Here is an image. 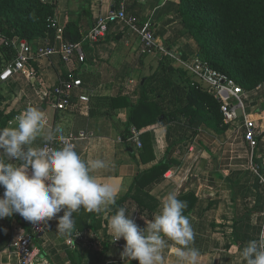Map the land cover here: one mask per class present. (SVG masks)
Returning <instances> with one entry per match:
<instances>
[{"label":"crops","instance_id":"0c3cea01","mask_svg":"<svg viewBox=\"0 0 264 264\" xmlns=\"http://www.w3.org/2000/svg\"><path fill=\"white\" fill-rule=\"evenodd\" d=\"M113 5V0H55L54 17L62 29L68 22H72L84 33L90 28L87 27L84 9L89 10L95 21L97 16L105 15ZM177 8L178 0L127 2L129 12H134L143 21H150L159 45L166 46L177 55L178 59L171 60L172 64L185 70L189 80L207 91V84L187 68V64L202 61L195 40L190 34L181 33L183 23ZM62 41V35L56 29L53 33L47 32L40 39H35V43L46 42L55 46H59ZM83 49L86 54L83 64L76 61L73 64L63 63L60 55L54 53L49 57L30 60L22 72L9 79L7 83L14 86L15 98L6 107H1V110L19 112L7 127L17 126V117L29 105H33L42 106L46 117V127L34 141L33 147H38L48 131L58 124L64 127V134L84 129L91 131L93 138L89 142H79L75 151L82 160L104 161L106 167L94 171L92 175L98 183L109 184L119 190L116 202L131 191L137 176H142L166 156L171 166L162 178L151 181L145 188L159 201L153 216L160 210L163 198L169 193L177 197L193 193L196 200L185 216L189 218L195 233L194 241L189 246L199 250L198 264H245L240 256L241 250L234 243V236L248 243L258 239L264 230V184L257 179V172L264 173V132L259 134L257 146L251 153L244 138L241 117L229 123L223 121L228 127L217 133L205 126L202 117L198 115L191 125L186 122V117L180 122L173 120L168 124L147 122L140 128L130 125L129 128L139 131L142 145L138 147L135 141L124 138L129 104L124 102L112 107L110 99L125 95L127 100L135 102L139 86L157 70L161 53L154 49L140 54L138 35L122 23L110 25L104 40L84 44ZM68 69H75L74 72L89 86L85 90L90 99L87 111L77 106L61 112L42 100L44 92ZM158 78H154V83L160 80ZM161 93L160 97L156 95L159 99L164 91ZM149 98L153 101L156 99L151 93ZM243 100L244 114L258 128L263 129V87L261 90L254 88L246 91ZM160 101L166 107L165 102ZM154 116L153 111L147 118L152 120ZM143 122H146L145 119H142ZM143 134L144 141L141 138ZM3 193L4 188L0 187V196ZM107 209L99 212L81 209L74 212L75 229L70 236L58 233L56 217L47 220L52 226L42 236L35 238L29 264H74L70 256L73 253L79 254L83 262H90L99 255L96 264H117L119 261L122 263L118 264H129V261L121 260L120 252L111 245L108 220L114 214H108ZM62 215L63 212L57 214ZM92 216L101 219L96 229L88 226ZM141 217L136 211L131 216L138 227L145 228V219ZM19 221L16 214L0 219V264H19L17 254L10 247L13 236L21 233L22 221ZM21 225L24 228V224ZM78 234L87 235L94 247L89 250L69 248L67 240H73ZM96 238L110 242L109 248L100 254ZM164 239L163 264H178L172 252L174 242L166 237ZM134 264H138V261Z\"/></svg>","mask_w":264,"mask_h":264},{"label":"trees","instance_id":"16d2710c","mask_svg":"<svg viewBox=\"0 0 264 264\" xmlns=\"http://www.w3.org/2000/svg\"><path fill=\"white\" fill-rule=\"evenodd\" d=\"M115 2L113 0V4ZM83 12L88 20L87 27H91L94 21L89 10L84 9ZM54 13L55 0H0V29L8 37L17 36L27 41L40 39L47 32L53 33L54 28L50 27L49 19L54 17ZM177 13L183 23L181 33H188L195 40L205 65L232 79L245 92L257 85H262L264 90V0H178ZM81 35L78 25L72 22H68L62 29L64 42H77ZM9 59V53L0 44V70ZM156 77L160 80L156 79L158 81L154 83ZM163 91V99H159ZM149 93L156 97L155 101L149 98ZM166 96L169 100L165 101ZM127 99L125 95L110 99L112 107L124 102L129 104L128 126L124 135L126 139L131 136L130 125L140 128L147 122L168 124L173 120L180 122L184 117L191 125L198 115L202 117L205 126L217 133L228 127L223 122L219 102L197 83L189 80L185 70L173 65L165 56L159 60L155 73L139 86L138 99L135 102ZM160 100L165 102L166 107ZM153 111L155 116L148 120L147 116ZM18 112L0 110V129L7 127ZM160 116L162 119H159ZM142 119L146 122L142 123ZM144 137L145 134L141 137L143 141ZM170 166L165 156L142 176H137L132 192L110 206L108 214H115L119 207H125L129 213L135 209L139 215L151 219L159 201L145 188L151 181L162 178ZM177 198L187 204L184 215L196 200L193 193H185ZM100 222L101 219L92 216L88 226L96 229ZM96 242L100 245L99 254L110 246L107 239L96 238ZM234 243L239 250L247 245L237 236H234ZM70 256L74 264H96L99 258L97 255L94 260L83 262L79 254L73 253ZM135 262L131 260L129 264Z\"/></svg>","mask_w":264,"mask_h":264},{"label":"clouds","instance_id":"9594fccd","mask_svg":"<svg viewBox=\"0 0 264 264\" xmlns=\"http://www.w3.org/2000/svg\"><path fill=\"white\" fill-rule=\"evenodd\" d=\"M46 127L42 110L28 107L17 117V126L0 129V219L19 214L31 223L57 218V231L70 236L75 229L73 213L81 209L99 212L114 205L118 189L98 183L92 173L106 167L101 159L82 160L71 144L59 148L33 147ZM65 129L57 125L45 139L61 141ZM18 161L19 163H13ZM29 169L31 170L29 172ZM186 202L169 193L160 210L140 228L125 207H119L108 220L112 242L123 239L122 260H137L138 264H163L165 237L173 241L172 252L178 264H198L200 252L190 247L195 233L185 216ZM63 212L62 216L57 214ZM245 264H264V230L258 239L247 243L240 251Z\"/></svg>","mask_w":264,"mask_h":264},{"label":"built area","instance_id":"2783aa9c","mask_svg":"<svg viewBox=\"0 0 264 264\" xmlns=\"http://www.w3.org/2000/svg\"><path fill=\"white\" fill-rule=\"evenodd\" d=\"M127 2L128 0H116L113 7L109 9L105 15L96 17L94 24L82 33L79 41H62L59 46L51 45L46 42L35 43V40L27 41L17 36L8 37L0 29V44L3 45L10 56L9 61H7L0 70V82L7 83L15 74L22 72L30 60L43 56L49 57L54 53L60 55V60L63 63L73 64V61H76V63L83 64L86 61L83 45L104 40L110 25L119 23L132 29V31L138 35L140 41V54H145L156 49L161 53V56H165L166 59L177 60L178 57L173 51H170L166 46L159 45L150 21H143L139 19L134 12H129L127 10ZM49 22L50 27L56 29L59 35H62V27L58 26L55 17H51ZM187 68L207 84V91L219 102L220 112L224 122H233L238 117L243 119L244 138L251 149V153H253L257 146V136H259L261 132H264V127L263 129L258 128L254 121L244 114L245 106L243 99L246 92L232 79L208 67L203 62L196 60L187 64ZM74 70L68 69L57 77L54 85L47 89L42 95L44 103H50L55 110L61 112L77 106L84 107L85 111L88 110L90 99L85 93V90L88 89L89 86L80 75L74 72ZM261 89L262 85H257L255 87V90ZM237 109L241 110L240 115H237ZM14 118H16V115ZM8 124H11V121H9ZM130 133V139L135 141L136 145L140 147L142 144L139 138V131L135 128H131ZM64 137L65 139L63 141L58 138L51 142L44 139L38 148L45 146L59 148L64 146V144H71L74 150H76L78 143L81 141L89 142L93 138V133L87 129L69 131L64 134ZM257 179L264 184V173L257 172ZM16 217L25 223L28 229L25 226L23 228L21 225L22 223L19 221L21 233L13 236L10 247H12L17 254L19 264H29L31 251L35 247V238L46 233L51 228L52 223L49 221L31 223L24 220L19 214H16ZM110 242L119 252L123 250L124 241L119 240L112 242V240H110ZM67 245L69 248L75 247L81 250H89L91 247H94V244L88 240L87 235L82 234L76 235L73 240L69 238L67 240Z\"/></svg>","mask_w":264,"mask_h":264},{"label":"rangeland","instance_id":"374dc122","mask_svg":"<svg viewBox=\"0 0 264 264\" xmlns=\"http://www.w3.org/2000/svg\"><path fill=\"white\" fill-rule=\"evenodd\" d=\"M136 81L135 83H137ZM14 86L10 83H1L0 82V110L1 107H6L9 105V102L14 97L13 92Z\"/></svg>","mask_w":264,"mask_h":264},{"label":"water","instance_id":"95a60500","mask_svg":"<svg viewBox=\"0 0 264 264\" xmlns=\"http://www.w3.org/2000/svg\"><path fill=\"white\" fill-rule=\"evenodd\" d=\"M29 107H36V108H38V109H40V110H42V106H33V105H29ZM236 113H237V115H240L241 114V110L240 109H237L236 110Z\"/></svg>","mask_w":264,"mask_h":264}]
</instances>
